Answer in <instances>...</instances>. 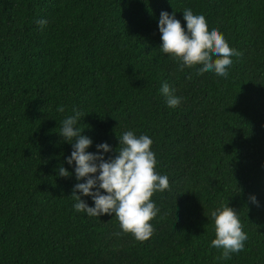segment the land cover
<instances>
[{
    "label": "trees",
    "instance_id": "16d2710c",
    "mask_svg": "<svg viewBox=\"0 0 264 264\" xmlns=\"http://www.w3.org/2000/svg\"><path fill=\"white\" fill-rule=\"evenodd\" d=\"M186 8L242 53L227 78L181 71L160 50L161 12L187 31ZM77 111L87 151L107 143L106 159L125 131L153 140L170 187L152 198L148 241L114 235L115 214L75 211L81 181L58 133ZM222 205L248 235L227 260L211 247ZM0 264H264V0H0Z\"/></svg>",
    "mask_w": 264,
    "mask_h": 264
},
{
    "label": "clouds",
    "instance_id": "9594fccd",
    "mask_svg": "<svg viewBox=\"0 0 264 264\" xmlns=\"http://www.w3.org/2000/svg\"><path fill=\"white\" fill-rule=\"evenodd\" d=\"M183 14L187 31L176 18L175 12L171 15L166 11L161 12L158 21L162 40L160 50L177 62L181 71L202 65L197 74L212 72L218 77L227 78L233 64L232 57H240L242 53L230 47L218 29L209 31L204 15L194 14L191 8L184 9ZM47 23L45 19L37 21L41 29ZM160 92L166 97L168 107L176 108L181 103V99L173 95L166 82ZM57 110L64 112L63 106ZM80 116L81 113L77 111L64 118L58 133L72 145L73 150L66 163L74 165L75 177L81 181L73 189L75 211L86 213L89 217L115 214L121 231L114 235L130 234L137 242L148 241L154 233L151 221L160 212L152 198L155 193L164 192L170 187L169 178L156 171L158 160L151 150L153 140L148 135L137 136L133 131H125L118 137V155L106 159L100 153L113 151L107 143L97 145V153L87 151L93 141L77 127ZM59 175L68 178L72 174L60 166ZM76 193L91 197L94 207H90ZM250 199L258 204L255 196ZM210 215L215 228L211 247L221 252L217 259H231L233 254L242 252L248 235L243 231L237 212L228 205H222Z\"/></svg>",
    "mask_w": 264,
    "mask_h": 264
}]
</instances>
